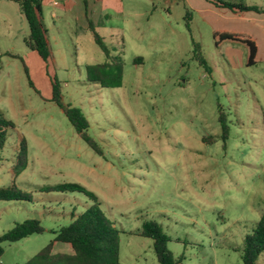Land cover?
<instances>
[{"label":"rangeland","instance_id":"rangeland-1","mask_svg":"<svg viewBox=\"0 0 264 264\" xmlns=\"http://www.w3.org/2000/svg\"><path fill=\"white\" fill-rule=\"evenodd\" d=\"M223 1L264 11V0ZM216 2L93 0L83 7L70 0L67 13L51 6L48 63L27 47L29 26L20 13L16 21L0 16V110L15 125L0 149V188L15 184L33 197L0 201V235L28 219L46 230L3 244L0 264L27 263L54 239L52 230L93 205L82 193L40 191L65 183L97 196L120 231L121 264H159L153 241L139 235L151 221L170 237L168 248L181 264H243L244 239L264 211V15L233 13ZM223 31L256 42L255 65H246L242 43L217 45L214 33ZM94 33L123 61L119 88L88 82L86 67L107 61ZM195 44L212 74L195 58ZM55 80L63 104L88 118L101 155L52 101ZM21 138L29 165L15 178ZM55 251L70 248L56 244Z\"/></svg>","mask_w":264,"mask_h":264},{"label":"trees","instance_id":"trees-1","mask_svg":"<svg viewBox=\"0 0 264 264\" xmlns=\"http://www.w3.org/2000/svg\"><path fill=\"white\" fill-rule=\"evenodd\" d=\"M19 6L20 12L25 17L29 26V35L25 40L27 47L35 51L43 62L51 59V49L48 39V29L43 18L42 0H8ZM215 5L221 9H227L233 13L251 12L264 15V11L257 6H248L244 3H230L217 0ZM189 26V25H188ZM189 28V27H188ZM214 37L219 39L217 45L223 41L239 42L245 45L249 51L247 66L256 64L258 45L248 35L233 32H215ZM96 45L105 54L107 61L97 65L86 67L89 83L97 84L102 88H119L123 83L124 64L119 57H111L110 50L103 40L94 33ZM194 56L208 74H212V68L203 57L199 44H195ZM136 63H142L138 58ZM24 69L27 67L24 63ZM52 101L63 111L77 135L97 154L102 150L97 141L90 134V122L83 110L79 107L64 105L62 102L61 86L55 80L52 84ZM219 122L224 141L228 138L229 128L226 124V116L220 110ZM15 125L9 121L0 110V149L6 144L7 132L14 129ZM29 165V150L25 138H21L15 162L13 175L18 178ZM41 192L56 193H82L93 201V205L76 215H71L68 225L57 230H52L54 239L31 258L25 264H121L120 262V231L114 222L108 218L100 207L97 196L85 187L76 183H65L40 189ZM30 193L19 189L15 184L10 187L0 188V201L2 202H32ZM45 228L37 219H28L16 224L11 230L0 235V259L4 254L3 244L16 243L32 235L45 233ZM139 235L151 239L157 261L159 264H181V258H175L168 248L170 237L164 233L162 227L154 222H146L142 226ZM56 244L68 245L69 252L55 251ZM264 254V211L257 223L253 234L244 239L242 248L243 264H258V258Z\"/></svg>","mask_w":264,"mask_h":264},{"label":"crops","instance_id":"crops-1","mask_svg":"<svg viewBox=\"0 0 264 264\" xmlns=\"http://www.w3.org/2000/svg\"><path fill=\"white\" fill-rule=\"evenodd\" d=\"M76 1L79 2L80 5H81V2H82L83 7H85L87 4L88 5L90 4V1H93V0H86V1L85 0H76ZM42 2H43L44 23H45V12H46L47 8L53 6L56 9L60 10L61 12H65V13H67L69 8H70V3H69L70 0H42ZM94 2L97 3V0H94ZM18 13H20L22 15V13L20 12L19 6L16 3L8 1V0H0V16L2 15L4 17V19H6L7 21L8 20L9 21H13V20L16 21V19L19 17ZM86 14H87V12H86ZM84 15H85V13H84ZM50 17H51V19L53 21L55 18L58 17L57 12L55 10L52 11V13H50ZM85 18H87V15H85ZM45 25H46V23H45ZM223 32H231V31H223ZM233 33H236V32H233Z\"/></svg>","mask_w":264,"mask_h":264}]
</instances>
